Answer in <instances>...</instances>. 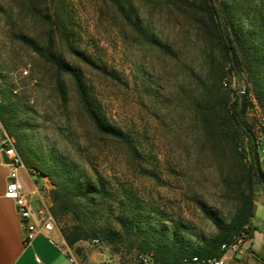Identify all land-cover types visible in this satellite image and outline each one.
<instances>
[{
  "label": "rangeland",
  "instance_id": "obj_1",
  "mask_svg": "<svg viewBox=\"0 0 264 264\" xmlns=\"http://www.w3.org/2000/svg\"><path fill=\"white\" fill-rule=\"evenodd\" d=\"M132 1L141 19L147 16L150 29L168 43L172 57L148 49L108 0H0V100L2 87L12 90L5 97L10 100L18 133L45 159L51 154L90 178L102 179L114 191V199L99 205L93 221L113 233L114 241H79L104 252L106 264H143L137 242L144 236L159 239L164 230L169 238L175 231L194 246L213 234L212 215L225 218L231 207L222 184L226 159L193 138L187 108L195 88L189 71L200 69V61L189 43L188 20L172 9L154 7L148 0ZM34 6L48 11L52 21L57 22L62 14L74 46L116 77L102 76L79 62L56 37L55 47L79 68L100 115L129 135L143 158L142 167L153 177L136 171L123 145L93 133L70 78L64 77L66 101L60 100L49 66L18 40L25 37L47 44L45 35L51 26L34 12ZM52 30L57 35L55 27ZM243 79L229 78L230 89L237 96L243 85L252 90V84ZM250 97L252 105L245 119L259 138L264 135V104L252 92ZM0 126L15 144L1 121ZM259 164L264 171V157ZM45 178L46 184L42 178L35 181L41 209L60 232V227L73 220L69 216L57 220L51 215L52 186ZM120 199L123 205L118 204ZM119 217L139 229L133 226V232L126 233L117 223ZM76 250L80 255L84 252V248Z\"/></svg>",
  "mask_w": 264,
  "mask_h": 264
},
{
  "label": "trees",
  "instance_id": "obj_2",
  "mask_svg": "<svg viewBox=\"0 0 264 264\" xmlns=\"http://www.w3.org/2000/svg\"><path fill=\"white\" fill-rule=\"evenodd\" d=\"M115 7L124 21L135 31L140 40L150 50L163 56H173L166 41L159 39L150 22L141 19L132 0H108ZM154 7L169 8L183 14L189 24L192 37L190 45L197 51L200 61L198 70L191 69L189 76L194 85L192 101L187 108L190 111L193 138L201 141L203 148L226 159L222 184L225 198L230 203L228 215H212L213 234L203 238L198 244H187L173 231L169 238L166 230L160 231L159 239L144 236L136 244L137 253L147 256L153 264H190L192 257H212L221 254L220 247L230 243L235 237L245 234L244 242L252 235L251 218L258 189L264 187L258 179L252 157V143L247 133L237 121L239 97L230 89L229 78L237 82L244 80L252 84L245 86V103L241 119L253 131L252 125L245 119V113L251 103V92L260 104H264V0H148ZM46 10V7L44 8ZM34 12L49 23L51 29L45 35L46 45L34 39L18 37L35 55L51 69L59 98L65 102L64 77L70 78L78 103L93 133L111 139L123 145L136 166L138 173H146L142 167L143 158L134 141L119 128L106 122L100 115L97 104L92 100L85 81L78 67L67 62L61 51L55 47L56 37L67 45V50L76 60L91 66L102 76L115 80L116 77L106 69L95 64L74 46L70 33L65 27L63 15L52 21L48 11L35 8ZM55 27L57 35L53 32ZM223 32L230 41L235 62L241 72L239 77L229 58ZM3 100H0V121L15 138L16 151L29 174L35 181L48 177L50 213L59 220L71 217V225L60 227L61 235L72 246L79 241L97 239L112 243L113 233L98 227L95 221L99 205L114 199L112 188L100 178H90L84 171L69 163L59 162L49 155L45 159L30 142L20 137L18 125L13 121L10 100L5 95H12V90L1 88ZM6 98V99H5ZM5 100V101H4ZM245 140V144H243ZM239 148V149H238ZM264 175V171H262ZM123 205L122 200L118 201ZM120 228L126 233L138 228L137 224L125 218H117ZM134 226V227H133Z\"/></svg>",
  "mask_w": 264,
  "mask_h": 264
},
{
  "label": "crops",
  "instance_id": "obj_3",
  "mask_svg": "<svg viewBox=\"0 0 264 264\" xmlns=\"http://www.w3.org/2000/svg\"><path fill=\"white\" fill-rule=\"evenodd\" d=\"M8 173L9 167L0 152V264H106V254L89 249L85 243L76 242L70 246L69 255L58 251L41 235L29 245H25L16 206L12 200L4 197ZM18 180L23 189L31 220L36 221L46 217L47 212L41 209L42 199L35 177L29 174L24 165L18 169ZM46 180L42 177L43 184H46ZM250 222L253 227L252 235L243 243L241 254L236 259L242 264H264V196L261 197L259 192L256 195L254 214ZM51 237L56 241H64L58 230L54 231ZM77 247L84 248L82 255L77 252ZM69 256L73 257L72 262L69 261ZM233 259L229 254L228 262Z\"/></svg>",
  "mask_w": 264,
  "mask_h": 264
},
{
  "label": "built area",
  "instance_id": "obj_4",
  "mask_svg": "<svg viewBox=\"0 0 264 264\" xmlns=\"http://www.w3.org/2000/svg\"><path fill=\"white\" fill-rule=\"evenodd\" d=\"M26 73V71H24ZM256 145L260 150L261 157H264V135L256 138ZM0 152L7 159L6 165L9 167L8 181L4 197L12 200L16 206L20 224L23 231V240L25 245H29L37 236L46 238L48 243L58 251L69 255V247L63 240L56 241L51 237L54 231H57L53 220L50 217H41L36 221L31 220L30 212L23 194L22 186L18 180V169L23 166L22 161L16 151L14 141L9 137L0 126ZM245 234L235 237L230 243L223 244L220 247L221 254L212 257H192L190 264H229L228 255L231 254L236 260L235 264H242L236 258L241 254V247L245 240ZM96 242V241H94ZM143 264H152L147 256H140ZM72 262V257L69 256ZM39 263V260L36 259Z\"/></svg>",
  "mask_w": 264,
  "mask_h": 264
},
{
  "label": "water",
  "instance_id": "obj_5",
  "mask_svg": "<svg viewBox=\"0 0 264 264\" xmlns=\"http://www.w3.org/2000/svg\"><path fill=\"white\" fill-rule=\"evenodd\" d=\"M223 38H224V42L225 45L228 48L229 51V58H230V62L236 72V74L239 77H242L241 72L235 62V58H234V52L232 50V47L230 45V41H229V37L228 35L223 32ZM243 81V80H242ZM238 96H239V109H238V113H237V121L240 124V126L242 127V129L247 133V135L249 136L251 143H252V157H253V161H254V166H255V171H256V175L258 177V179L260 180L262 187H264V175H262V170L260 168V164H259V159L261 158L260 155V150L258 148V146L256 145V138L252 132V130H250L242 121L241 119V115H242V110L244 107V103H245V86L243 85L241 90L238 92ZM3 160L5 163H7V159L3 156ZM255 209V205H253V211ZM236 260L233 259L230 261L229 264H235Z\"/></svg>",
  "mask_w": 264,
  "mask_h": 264
}]
</instances>
